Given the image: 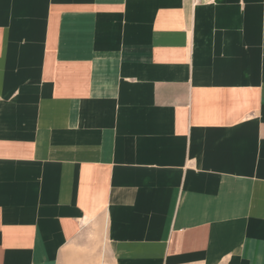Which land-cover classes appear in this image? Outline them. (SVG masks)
<instances>
[{"label": "crops", "instance_id": "0c3cea01", "mask_svg": "<svg viewBox=\"0 0 264 264\" xmlns=\"http://www.w3.org/2000/svg\"><path fill=\"white\" fill-rule=\"evenodd\" d=\"M0 264H264V0H0Z\"/></svg>", "mask_w": 264, "mask_h": 264}, {"label": "rangeland", "instance_id": "374dc122", "mask_svg": "<svg viewBox=\"0 0 264 264\" xmlns=\"http://www.w3.org/2000/svg\"><path fill=\"white\" fill-rule=\"evenodd\" d=\"M101 242H98L97 245H94V248H96L97 246H100Z\"/></svg>", "mask_w": 264, "mask_h": 264}]
</instances>
